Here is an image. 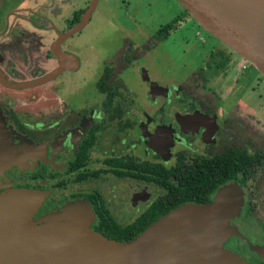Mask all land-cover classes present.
<instances>
[{
	"label": "flooded vegetation",
	"instance_id": "obj_1",
	"mask_svg": "<svg viewBox=\"0 0 264 264\" xmlns=\"http://www.w3.org/2000/svg\"><path fill=\"white\" fill-rule=\"evenodd\" d=\"M81 1L85 2L0 0V75L17 83L54 72L59 62L52 45L76 23L70 24L77 12L88 6L81 7ZM180 16L171 29L163 28L164 24L153 33L146 32L145 53L133 38L135 33L122 26L98 44L76 48L71 38L89 20L59 43L60 52L67 55V66L43 83L48 89L46 106L36 104L39 96L34 92L19 93L22 89L0 82V193L48 190L34 218L71 201L85 200L94 212L91 230L109 234L114 224L125 227L149 215L168 192L159 177L167 176L177 185V177L170 171L181 161L190 164L229 149L249 154L258 151L262 162L253 168L254 174L264 160L261 134L250 129L252 121L237 113L239 101L225 115H220L217 106L215 109L216 102H223L225 84L230 88L239 85V72L230 75L237 56L217 40L210 42L218 49L209 46L208 60L214 57L216 62L209 64L205 58L186 77L178 76L177 65L168 69L165 63L148 59L182 21L192 24L188 12ZM207 42L206 37L203 43ZM93 63L95 68H90ZM136 74L147 84L146 91L133 88ZM221 76L225 81L219 93L206 90L208 80ZM243 97L244 112L253 116L248 120L259 122L248 106L249 98ZM23 168L27 169L24 181ZM113 182L128 188L113 193L107 190ZM231 182L246 185L238 181L225 185ZM47 184L52 189L43 188ZM229 223L263 249L256 250L235 234L225 240L224 247L253 264H264V218L257 214L256 206L245 202L243 211Z\"/></svg>",
	"mask_w": 264,
	"mask_h": 264
},
{
	"label": "water",
	"instance_id": "obj_2",
	"mask_svg": "<svg viewBox=\"0 0 264 264\" xmlns=\"http://www.w3.org/2000/svg\"><path fill=\"white\" fill-rule=\"evenodd\" d=\"M98 1L89 0L80 19L53 43L51 50L59 62L54 72L23 83L0 75V82L10 88L43 84L64 70L68 59L59 43L89 22ZM177 1L264 75V0ZM208 23L214 28H207ZM229 184L218 188L211 202L185 203L123 242L90 229L94 212L85 200L34 222L42 196L24 189L1 193L0 264H253L224 247L229 236H240L229 220L239 212L242 193Z\"/></svg>",
	"mask_w": 264,
	"mask_h": 264
},
{
	"label": "rangeland",
	"instance_id": "obj_3",
	"mask_svg": "<svg viewBox=\"0 0 264 264\" xmlns=\"http://www.w3.org/2000/svg\"><path fill=\"white\" fill-rule=\"evenodd\" d=\"M88 1L89 0H85V2L81 1V7H86L88 5ZM185 11L187 10H185V8L177 0H99L92 14L90 22L83 28L81 33H78L73 38H71V44L80 50H84L88 45L93 43L98 44L102 37H104L106 34L117 30L115 27L122 26L125 30L131 31V34L135 33L133 38L141 43V51L142 53H145L147 48L143 41H145L144 39L147 37L148 33L157 31L161 25L173 23L177 18L181 17L180 15H182ZM190 16L192 24L196 28L192 27L193 25L188 20L186 22L182 21L181 26L177 27L175 31L171 32L168 39L164 43L159 44L157 47L155 46L152 54L150 53L151 58H149V56L148 59L153 62H159V64L165 63L168 69H173L175 68L174 66L177 65L178 68L176 69V72L179 71L178 76L186 77V75L191 73V70H193L196 66H201L202 63L206 61L205 58L208 60L211 57L209 54L210 52L208 51L209 46H211L209 45L210 42L217 40L218 43H221L225 49H227L231 54L237 56V59L239 60H236L235 63L232 64V70H230V75L239 72V85H233L230 88L229 85L225 84L224 96L222 97L223 102L219 104L216 102L215 109L217 106L220 115H222V113L225 115L228 113V111H230L231 106L236 103V101H239L241 110H236L237 113L241 115V117H245V120L252 121L251 123H253V125H251L252 128L250 127V129H253L261 134L262 147L264 148V75L259 70H257L253 63L240 56L226 43L205 30L192 15ZM196 29L198 30L197 35ZM206 37L208 42L207 44H204L203 41H206ZM148 45L149 47H152V43H149ZM212 47L213 51L218 49L216 48L217 46H211V48ZM91 55L93 56L94 54L91 53ZM214 59L217 58L213 57L212 59L208 60V63H215L216 61ZM92 61L94 62V60ZM181 62L186 63V65L183 63L182 65H179ZM94 65L95 63H93V66L90 68H95ZM85 68L87 69V67ZM137 74H139V70ZM137 74L136 76H133L135 77V86H133V88L136 90L145 89L146 91L147 84ZM222 77L223 76L213 77V80H208L206 90L211 89L219 93L220 86L225 81ZM231 78L232 77H230V79ZM233 81L234 80H232V82ZM187 82L188 81L186 79L183 81V84L185 83L184 87L186 86V89H188L189 85V82ZM145 91L143 90V92ZM243 96L249 98V100H246L248 101V106L258 118L257 121L259 122H256L253 119L248 120L249 117L253 116H248V114L244 112ZM247 136L248 135H244L245 139L248 138ZM231 143L238 144V142L233 141H231ZM22 171L21 180L24 181L23 179L27 178V169L25 170L23 168ZM112 184L113 186L108 187L107 190L111 189L113 193L115 190L125 191L126 188H128V185L125 183L116 184L113 182ZM229 185L239 188L242 193V204L238 214H236L237 216L243 211L245 202H250V206L251 204L256 206L257 214L264 218V160L262 165L254 169L253 176L249 178L245 186H240L237 182L230 183ZM49 186L51 187V185L47 184L43 188L52 189V187L49 188ZM33 192H36L42 196L43 199L48 195V190H37ZM78 200L71 201L68 204L75 203ZM57 210H61V208L49 211L38 218H34L33 216L32 219L34 222H39L44 216ZM230 226L239 232L234 226ZM239 234V237L243 241L248 242L258 251H262L263 248L251 244L247 237H244L240 232Z\"/></svg>",
	"mask_w": 264,
	"mask_h": 264
},
{
	"label": "trees",
	"instance_id": "obj_4",
	"mask_svg": "<svg viewBox=\"0 0 264 264\" xmlns=\"http://www.w3.org/2000/svg\"><path fill=\"white\" fill-rule=\"evenodd\" d=\"M83 10L77 12L70 22L71 25L78 21ZM173 27L172 23L163 26L167 30ZM261 162L260 152L249 154L245 150L237 149H229L213 158H200L190 164L181 161L170 171L177 177V185L170 183L167 176L161 179V176L159 177V182L165 185L168 192L164 198L157 201L147 217L143 216L125 227L114 224L109 234H100L119 242L130 241L157 219L187 202L198 204L211 202L210 197L216 189L229 181H238L244 185L252 176L253 168Z\"/></svg>",
	"mask_w": 264,
	"mask_h": 264
},
{
	"label": "crops",
	"instance_id": "obj_5",
	"mask_svg": "<svg viewBox=\"0 0 264 264\" xmlns=\"http://www.w3.org/2000/svg\"><path fill=\"white\" fill-rule=\"evenodd\" d=\"M42 1V0H39V2ZM24 4H26V2H24ZM61 9H64L66 8V5H63L61 6ZM46 75V73L44 74ZM42 77V76H41ZM40 78V76L38 77H34L32 79H26L25 81H20V82H17V83H23V82H31L35 79H38ZM17 89H22L20 90L19 93H23L25 94L26 92H34L35 94H37L39 96V100L37 101V105L38 106H46V96H47V85H44V84H37V85H31V86H26V87H20V88H17ZM1 90V89H0ZM25 96V95H23Z\"/></svg>",
	"mask_w": 264,
	"mask_h": 264
},
{
	"label": "bare ground",
	"instance_id": "obj_6",
	"mask_svg": "<svg viewBox=\"0 0 264 264\" xmlns=\"http://www.w3.org/2000/svg\"><path fill=\"white\" fill-rule=\"evenodd\" d=\"M203 23H204V22H203ZM206 26H207V28H209V29H213V28H214L213 25L210 24V23L206 24ZM202 243H204V240H203V239H202Z\"/></svg>",
	"mask_w": 264,
	"mask_h": 264
}]
</instances>
